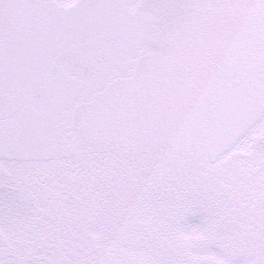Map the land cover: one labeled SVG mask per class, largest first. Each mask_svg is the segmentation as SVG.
I'll return each instance as SVG.
<instances>
[{
    "label": "snow or ice",
    "instance_id": "obj_1",
    "mask_svg": "<svg viewBox=\"0 0 264 264\" xmlns=\"http://www.w3.org/2000/svg\"><path fill=\"white\" fill-rule=\"evenodd\" d=\"M0 264H264V0H0Z\"/></svg>",
    "mask_w": 264,
    "mask_h": 264
}]
</instances>
